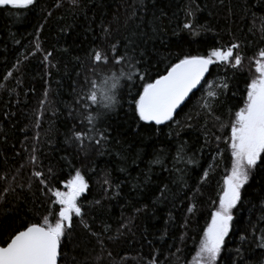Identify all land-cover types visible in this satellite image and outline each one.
Instances as JSON below:
<instances>
[{
	"label": "trees",
	"instance_id": "obj_1",
	"mask_svg": "<svg viewBox=\"0 0 264 264\" xmlns=\"http://www.w3.org/2000/svg\"><path fill=\"white\" fill-rule=\"evenodd\" d=\"M186 23L192 28L185 29ZM233 43L239 45V66L210 65L203 86L171 121L139 120L134 99L143 83L164 75L185 54L208 55ZM261 49L264 0H34L26 9L0 6V239L23 222L48 216L54 199L49 189L60 190L80 171L88 184L79 197L82 216L74 215L66 228L58 264L193 260L223 191L231 121L244 104ZM96 51L102 53L99 63ZM126 55L135 67L115 62ZM122 72L114 107L84 99L94 85ZM213 81L229 87H218L217 97L208 99ZM96 113H103L95 127L106 137L99 144V132L87 120ZM76 132L84 134L81 140ZM178 145L184 146L182 162L175 160ZM157 159L161 163H153ZM241 196L217 264H264V163L250 171Z\"/></svg>",
	"mask_w": 264,
	"mask_h": 264
},
{
	"label": "snow or ice",
	"instance_id": "obj_2",
	"mask_svg": "<svg viewBox=\"0 0 264 264\" xmlns=\"http://www.w3.org/2000/svg\"><path fill=\"white\" fill-rule=\"evenodd\" d=\"M73 2L75 3V0ZM33 4L34 0H0V6H11L12 9H26ZM184 28L191 29V23H186ZM105 32L107 33L108 29H105ZM113 48L115 49V45ZM238 48L239 45L233 43L226 48H212L208 55L185 54L166 69V74L143 83L142 91L138 92V98L134 99L135 113L139 120L155 125L171 121L189 94L193 93L198 85L203 86L201 82L209 72L210 65L228 63L232 67H237L241 64L242 57L235 52ZM259 57L260 59L256 61L258 76L247 84L244 105L235 112V118L231 121L229 137L231 170L224 178L218 207L211 213V220L203 231L192 264H217L222 247L226 244L225 238L229 236L232 227L233 209L242 199L241 189L248 182L250 171L258 166V162L264 163V49L259 51ZM103 59L107 62L106 56ZM101 60L102 53L96 51L94 61L99 63ZM125 60L130 67H135L134 58L127 55L117 56L115 62L123 63ZM123 75V72L114 74L100 82L99 87L94 85L95 90L84 99L91 101L92 105H102L105 109L114 107L117 102L115 90L120 85ZM135 75L139 76V72L137 71ZM128 78L131 79L132 75L129 74ZM218 87L227 90L229 85L223 81L217 85L213 81L207 89L208 99L217 97ZM208 99L205 100V107L208 106ZM85 110L90 111L88 105H85ZM101 115L103 113L87 116L91 125L90 130L99 132L100 139L96 140L97 144L101 139H106L104 133L95 127ZM83 136V133H74L76 140H81ZM175 160L177 162L184 160L183 145L177 146ZM193 162L191 159L187 161ZM153 163L161 161L157 159ZM34 175L40 179L41 184L48 187L42 172L36 171ZM206 177L207 172L204 178ZM64 187L66 191L49 189L54 199L48 216L35 222H23L6 238L0 239V264H58L62 237L65 236L66 228H71L73 216H82L79 197L88 189V184L81 172L76 171L75 176L67 181ZM4 191L7 192L8 189ZM259 246L264 247V234L259 238Z\"/></svg>",
	"mask_w": 264,
	"mask_h": 264
},
{
	"label": "rangeland",
	"instance_id": "obj_3",
	"mask_svg": "<svg viewBox=\"0 0 264 264\" xmlns=\"http://www.w3.org/2000/svg\"><path fill=\"white\" fill-rule=\"evenodd\" d=\"M258 59H260V57H259ZM252 74H253V75H252V79L255 78L256 76H258V73L256 72V64H255L254 71H253ZM252 79H251V80H252ZM251 80H250V82H251ZM245 98H246V96H245ZM244 102H245V101H244ZM243 105H244V104H243ZM238 110H239V109H238ZM234 118H235V114H234L233 119H234ZM229 143H230V140H229ZM230 152H231V149H230ZM231 164H232V157H231V162H230V165H229L228 173H229L230 170H231ZM74 176H75V175H74ZM74 176H73V177H74ZM73 177H72V178H73ZM72 178L68 179L67 181L71 180ZM67 181H65V183H66ZM65 183L62 184V187H61V189H60L61 191H66V189H65V187H64V184H65ZM84 193H85V192H84ZM82 194H83V193H82ZM218 204H219V202L217 203V205H218ZM217 207H218V206H217ZM192 261H193V260H191V261L188 262L187 264H192Z\"/></svg>",
	"mask_w": 264,
	"mask_h": 264
},
{
	"label": "water",
	"instance_id": "obj_4",
	"mask_svg": "<svg viewBox=\"0 0 264 264\" xmlns=\"http://www.w3.org/2000/svg\"><path fill=\"white\" fill-rule=\"evenodd\" d=\"M165 74H166V73H165ZM206 74H207V73H206ZM206 74H205V78H206ZM204 80H205V79H204ZM204 80H202V82H203ZM202 82H201V84H202ZM199 87H200V85L197 86V89H194V90H193V93L196 92V91H198V90L200 89ZM191 94H192V93L189 94V97L191 96ZM189 97H187V98L185 99V101L182 103V105L176 110V112L174 113V116L177 114V112L180 110V108H181V107L187 102V100L189 99ZM174 116H173V117H174ZM153 124H154V123H153ZM58 261H59V259H58Z\"/></svg>",
	"mask_w": 264,
	"mask_h": 264
}]
</instances>
